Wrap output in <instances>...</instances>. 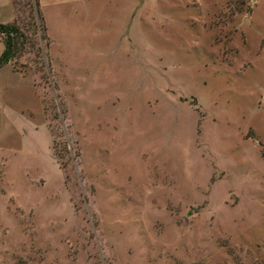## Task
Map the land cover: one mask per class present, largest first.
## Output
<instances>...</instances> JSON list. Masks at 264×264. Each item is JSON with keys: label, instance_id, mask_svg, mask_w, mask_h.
Here are the masks:
<instances>
[{"label": "rangeland", "instance_id": "1", "mask_svg": "<svg viewBox=\"0 0 264 264\" xmlns=\"http://www.w3.org/2000/svg\"><path fill=\"white\" fill-rule=\"evenodd\" d=\"M28 1L0 264H264V0Z\"/></svg>", "mask_w": 264, "mask_h": 264}, {"label": "trees", "instance_id": "2", "mask_svg": "<svg viewBox=\"0 0 264 264\" xmlns=\"http://www.w3.org/2000/svg\"><path fill=\"white\" fill-rule=\"evenodd\" d=\"M15 8L16 19L13 23H0V37L3 43V51L0 54V68L8 63H12L15 58L22 56L25 52L24 40L26 35L20 27L19 12L25 11L26 3L22 4L20 0H12ZM29 14L34 20L42 21V16L39 9V0H29L28 2Z\"/></svg>", "mask_w": 264, "mask_h": 264}]
</instances>
